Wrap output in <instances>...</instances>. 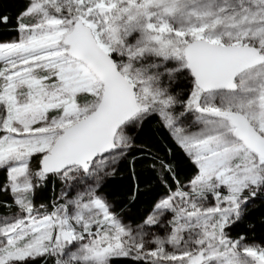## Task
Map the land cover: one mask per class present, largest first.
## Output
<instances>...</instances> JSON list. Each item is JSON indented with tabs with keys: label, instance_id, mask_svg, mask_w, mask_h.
Wrapping results in <instances>:
<instances>
[{
	"label": "snow or ice",
	"instance_id": "obj_1",
	"mask_svg": "<svg viewBox=\"0 0 264 264\" xmlns=\"http://www.w3.org/2000/svg\"><path fill=\"white\" fill-rule=\"evenodd\" d=\"M0 264H264V0H0Z\"/></svg>",
	"mask_w": 264,
	"mask_h": 264
}]
</instances>
